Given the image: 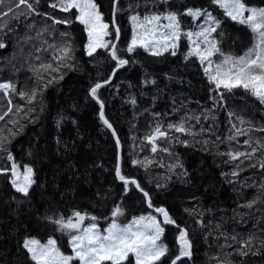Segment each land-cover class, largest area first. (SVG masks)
Returning a JSON list of instances; mask_svg holds the SVG:
<instances>
[{"label":"snow or ice","instance_id":"snow-or-ice-1","mask_svg":"<svg viewBox=\"0 0 264 264\" xmlns=\"http://www.w3.org/2000/svg\"><path fill=\"white\" fill-rule=\"evenodd\" d=\"M112 20L105 22L104 14L96 0H48L47 7L42 0H0V50H7L9 41L15 40L21 53L28 48L27 56L17 67L15 53L6 58L0 74L9 72V78L0 76V97L7 103V110L0 111V121L11 124L7 134L0 130V158H6L7 164L0 168V176L5 177L3 200L6 208L17 216V225L21 224L22 240L18 242L15 256L12 260L0 257L2 264H195L196 240L193 238L197 228L203 229L204 212L195 205L185 207L183 212L189 221L181 223L170 214L164 206H157L155 196L168 189L169 183L175 180L187 186L196 188L200 177L195 172H189L184 162L175 155L174 145L182 144L185 148L194 147L189 140L182 136L201 135L208 132L213 134L215 127V113L218 109L227 112L228 122L234 132L227 137L229 141L237 135L247 137L243 145L250 151L229 150L226 155L227 162H235V170L231 171L230 184L241 183L244 188L255 189L251 199L238 203L237 208L241 224L245 223L244 216L252 215L255 209L260 213L256 223L252 225L254 231L247 238L231 236L234 244H227L232 251L227 257H239L238 264H264V118L259 124L255 117L245 108L235 104L234 98L240 97L245 106L249 98L258 102L262 117H264V0L260 4H252L249 0H208L207 7L180 5L183 11L174 10L171 0H110ZM219 9L225 19H221L216 12ZM118 15H126L131 26V38L126 42L122 40V29L118 23ZM182 18H190L194 28L185 29ZM245 26L252 35V43L243 52H239L241 45L228 29L233 25ZM63 25L61 29L59 26ZM75 25L82 26L86 40L81 39V55L87 61L77 58V43L71 29ZM23 28V31H21ZM186 39L187 48L181 54L182 42ZM231 41V43H229ZM124 44V47L121 45ZM150 57L175 58L182 63L186 70L189 65L202 72L203 79L207 81L211 108H203L195 116H181L178 121L167 122V130L161 123L162 116L168 113L151 111L156 119L155 127L150 134L142 137L151 146L152 153L158 150L166 153L171 161L167 165L160 162L161 168H166L164 182H155V193L151 190L152 180L144 181L133 177L125 171L122 161V143L113 123L106 117V99L102 96L105 88H119L116 77L128 67L142 61L137 57L140 50ZM235 49V50H234ZM102 50V51H100ZM49 54L46 62L42 59ZM32 75L30 91L20 85L18 79L14 82L11 77L25 70ZM86 74L84 83V101L87 104L98 106V118L104 129L111 133L115 141L114 163L111 169L100 172L102 179H97L93 186V173L89 167L81 168L68 162L72 152L78 147L76 137L71 135L62 139L64 122H70L79 131L74 113L79 109V101L70 105L71 111H61L54 119L57 136L55 137L56 151L65 157L66 172L69 175V184L73 197L87 195L88 204L79 205L65 213L63 209L52 207L57 194L60 200L66 192L57 189L52 193V201L48 199L37 200V192L41 197L46 196L44 191L46 183L39 182V171L35 162H17L12 150V140L20 135L24 125L18 120L10 119L13 114V96L27 103L30 107L24 111L20 104L15 105V113H22V118L29 122L38 123L39 114L33 115L34 105L40 103L41 113L47 107L43 104L45 92L50 88H58L69 73ZM166 80H173L174 73L164 72ZM181 79L180 83H183ZM151 85L157 87V78L145 71L138 82L140 95H145V88ZM133 86L130 84L129 88ZM158 93L152 95L153 102L158 99ZM125 103L131 104L135 109L137 97L130 94ZM186 108L181 102L178 106L175 97L172 98V113H178ZM148 111V110H146ZM135 119V117H134ZM194 119L197 124L201 120L207 122L205 128L201 125L200 133L192 130L189 121ZM246 125V127H237ZM136 125H132L135 127ZM255 133H260L259 137ZM135 140V137H132ZM166 141L167 147H159L158 141ZM217 140L220 137L217 136ZM209 141L205 140L206 145ZM35 148V152L33 151ZM47 155L39 143L29 141L28 156L33 161L42 162ZM134 167L147 168L151 161H144L135 157L130 158ZM103 166L90 165L92 170H99ZM22 168V170H21ZM248 169L255 170L262 179L257 182L253 177L240 181V173ZM104 173H107L105 175ZM222 177L227 174L221 172ZM84 183L81 184L80 182ZM251 181V183H249ZM87 185V188H85ZM195 200V193L189 192ZM247 194L245 193V197ZM139 202V209L130 210V201ZM146 205V207H144ZM259 205V207H258ZM83 208V210H81ZM90 209V210H89ZM248 210L247 212L243 210ZM141 214H134L135 211ZM211 213L212 209L205 210ZM11 224L12 217L9 216ZM211 225V221H209ZM171 226L174 232L175 245L169 247L163 242L166 228ZM220 229L222 225L215 226ZM37 229H51L46 241L33 236L31 232ZM191 229V231H190ZM20 233V227L16 229ZM221 235H224L221 232ZM207 236V234H206ZM216 239V237H214ZM222 248L224 246H221ZM217 264H233L229 259L213 257Z\"/></svg>","mask_w":264,"mask_h":264},{"label":"trees","instance_id":"trees-1","mask_svg":"<svg viewBox=\"0 0 264 264\" xmlns=\"http://www.w3.org/2000/svg\"><path fill=\"white\" fill-rule=\"evenodd\" d=\"M96 2L100 5L105 22L110 23L112 20L110 0H96ZM127 2L128 0H124L125 5ZM249 2L257 5L260 4V0H249ZM47 3L48 0H42L45 8L47 7ZM171 3L175 5L174 10L182 12L183 9L180 8L182 4L187 3L189 6L207 7L208 0H171ZM216 12L220 14L221 19H225L221 10L217 9ZM117 19L122 29V40L126 42L131 38V26L126 15H118ZM182 24L185 29L194 28V24L190 18H182ZM229 24L233 26L228 31L237 38L238 43L241 45L238 51L243 52L246 47L251 45L252 35L245 26L237 25L232 21H229ZM59 27L61 29L64 28L63 25ZM21 31H23V28H21ZM71 31L77 43V58L87 61V57L81 55L82 45L80 41L81 39L86 40V34L83 33L82 26L75 25ZM124 46V44L121 45V47ZM186 48L187 41L184 39L181 54L183 51H186ZM28 50V48H25V51L21 53L15 40H10L7 50H0V67H3L5 59L12 57L14 53L18 58L17 67H19L23 58L27 56ZM42 59L46 62L50 59L49 54H45ZM137 59L142 61L144 67L142 68L140 63L128 67L127 71L121 72L116 77V83L121 86L118 89L115 87L105 88L102 91V96L107 101L105 109L106 117L113 123L122 143V161H128L124 165L125 171L130 172L133 177H138L144 181L146 186L147 181L152 180L151 190L155 193V182H164L166 176V168H161L159 166L160 162L167 165L172 161L162 151L158 150L156 153H152L151 146L142 140V137L150 134L156 124V119L150 112L154 110L162 114L168 113V115L161 118V123L164 129L167 130V122L178 121L181 116L185 115V112L192 116L198 115L203 108H211L212 101L209 100V93L206 87L207 81L203 79L202 72H197L196 67L189 65L185 70L182 63L178 62L175 58L169 56L165 60L163 58L150 57L142 49ZM26 68L27 66H25V70L21 71L18 76H12L11 79L14 82L18 79L19 84L25 86L26 91H30L31 83L29 78L32 74ZM145 71L157 78V87L147 86L145 88V95L141 96L138 82L143 77ZM164 72L174 73L175 78L171 81L166 80L163 76ZM0 76L3 79H8L9 72L4 71ZM86 79V74L82 78L79 72L69 73L58 88L48 89L42 101L47 106L45 110L41 113L39 102L34 105L32 114H39L40 116L36 124L29 122L27 118H22V113H15L16 104L22 105L25 112L28 111L30 106L21 100L18 95L13 96L14 108L10 119L18 120L19 124L24 125L20 135L12 140L11 146L14 157L21 165L24 162H35L37 167L40 168L39 182L46 183L47 188L44 190L46 192L45 197H41L39 191L37 192L38 201L40 199H48L51 202L52 193L57 189L60 192L67 193L63 200H60L59 194H57L55 202H52L53 208L58 210L63 209L65 213H68L72 207L87 205L88 197L87 195H76L73 197L71 190L65 187L70 181L69 175H65L67 170L64 163L65 157L56 151L55 137L57 136V131L54 119L57 118V114L61 111H71L70 105L72 102L79 101L80 107L73 116L78 121L79 131L77 132V129L70 122H64L62 124V139L69 137V129H71V135L76 137L78 147L73 150L71 157L68 158V162L74 166H79L81 171H83V168L89 167V171L93 173L94 177L93 186H95L97 179H102L100 172L104 169H111L114 163L115 141L111 139V133L104 129L99 121L98 106L94 102L87 104L84 101V83ZM181 79H183V83H180ZM130 84L133 86L132 88H129ZM154 93H158L159 96L155 102L152 99ZM130 94L137 97L135 109L131 104L125 103ZM173 97H175L178 106L181 102L186 105L185 109L175 114L172 113ZM234 100L236 105H239L242 109L246 107L250 111L255 117L257 124L264 118L262 117L258 102H254L252 98L248 99L246 106L240 97H236ZM6 110L7 103L0 97V111ZM213 123L215 127L212 130V135L204 132L201 135L193 137L173 133V135L188 139L190 144L195 145L194 147L185 148L182 144H175L173 147L175 155L180 157L189 172H195L196 176L200 177L197 187L189 189L173 177V182L169 183L168 189L162 191L154 198L156 205L166 207L181 225L189 221V218L183 212L185 207L192 208L195 205L200 211L204 212L205 227L203 229L197 228L193 237L196 240L194 252L195 264H217V261L213 257L229 259L233 261V264H238L239 257H227V253L231 252L232 249L226 245L234 244L231 240V236L234 234L241 238H247L248 234L254 231L252 225L256 223L260 213L253 209L252 215L243 217L245 223L241 224L239 222L241 220L239 214L241 210L237 208V204L244 203L246 198L251 199L255 189L244 188L241 190L240 182L235 184L228 182V180L232 179L231 171L235 170V162L226 163L229 160L226 153L229 150L250 151V149H246V146L243 145L244 139L247 138L243 135H237L231 141L227 139V137L233 134L234 129L228 122L225 110L218 109L216 111ZM133 124L136 126L132 127ZM189 124L196 133H200L201 125L205 128L207 127V122L203 120H201L200 124H197L192 119L189 121ZM11 127V124L0 121V130H3L5 135ZM237 127H246V125H237ZM254 135L259 137L261 134L255 133ZM217 136L220 137V140H217ZM132 137L136 139L133 140ZM205 140L209 141L206 145L204 144ZM29 141H32L33 144L39 143L40 148L47 151V155L42 162L33 161L28 156ZM163 144L164 147L168 146L166 141H158L159 146ZM33 151L35 152V148H33ZM132 157L142 161L147 158L151 163L148 164L147 168L143 166L134 167L130 163V158ZM93 162L103 167L94 171L90 168ZM7 163L6 158H0V168L4 167ZM221 172L227 174V176L222 177ZM254 172L255 170L253 169L241 172L240 181L243 182L247 177H253L259 182L262 177L259 174H254ZM104 174L107 175V173ZM80 183L83 184L84 182L81 181ZM85 188H87V185H85ZM5 191V177L0 176V257L12 260L15 256L18 242L22 240L23 235L26 233L23 231L22 221L20 225H17V216L11 213L3 203ZM189 192L195 193V200L192 199ZM245 193L247 194L246 197ZM139 207V202L136 200H132L128 204L130 210L139 209ZM209 208L212 209L211 213L205 211ZM243 211L247 212L248 210L245 209ZM134 214L139 215L141 213L137 210ZM9 216L12 217L13 222L11 224L9 223ZM209 221H211V225H209ZM217 223L222 225L220 229L215 227ZM17 227H20L19 234L16 231ZM221 232L224 235H221ZM50 233L51 229H37L31 232L33 236H36L42 242L46 241L47 235ZM165 237L162 238L164 243L169 247L175 245L174 232L171 226L166 228ZM221 246L224 247L222 248ZM253 264H255V261H253Z\"/></svg>","mask_w":264,"mask_h":264},{"label":"rangeland","instance_id":"rangeland-1","mask_svg":"<svg viewBox=\"0 0 264 264\" xmlns=\"http://www.w3.org/2000/svg\"><path fill=\"white\" fill-rule=\"evenodd\" d=\"M159 147H164V144L163 145H161V146H159ZM22 170V169H21Z\"/></svg>","mask_w":264,"mask_h":264},{"label":"bare ground","instance_id":"bare-ground-1","mask_svg":"<svg viewBox=\"0 0 264 264\" xmlns=\"http://www.w3.org/2000/svg\"><path fill=\"white\" fill-rule=\"evenodd\" d=\"M200 128V127H199ZM157 169L159 170V168L157 167Z\"/></svg>","mask_w":264,"mask_h":264}]
</instances>
